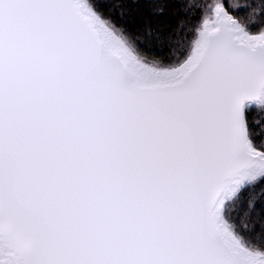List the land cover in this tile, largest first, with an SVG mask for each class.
Listing matches in <instances>:
<instances>
[{
	"label": "snow or ice",
	"instance_id": "1",
	"mask_svg": "<svg viewBox=\"0 0 264 264\" xmlns=\"http://www.w3.org/2000/svg\"><path fill=\"white\" fill-rule=\"evenodd\" d=\"M98 3L0 0V264H264V23L149 63Z\"/></svg>",
	"mask_w": 264,
	"mask_h": 264
},
{
	"label": "trees",
	"instance_id": "2",
	"mask_svg": "<svg viewBox=\"0 0 264 264\" xmlns=\"http://www.w3.org/2000/svg\"><path fill=\"white\" fill-rule=\"evenodd\" d=\"M205 0H139L138 3H121V0H99L98 10L117 24L124 27L133 36L143 35L145 25H150L153 36L145 37L144 42L139 44L143 57L153 62L167 61L174 55L170 51L171 43H158L155 35L158 33L161 38L181 35V38L190 37L198 26L199 19L203 15L201 5ZM260 0H224L223 5L229 14L237 18L243 25L252 32H256L259 25L264 23L258 12ZM183 5V7H182ZM195 5L192 8L190 6ZM249 5H256L254 10ZM163 8L162 14H154V9ZM120 13H124L120 15ZM178 55V53H175ZM261 118V114H256ZM251 119V114H250ZM264 123V119H262ZM258 125H253V130H258ZM264 185H258L257 190ZM246 192L241 200L240 206L234 213L237 223L247 206ZM256 212L264 213V197L256 203Z\"/></svg>",
	"mask_w": 264,
	"mask_h": 264
},
{
	"label": "rangeland",
	"instance_id": "3",
	"mask_svg": "<svg viewBox=\"0 0 264 264\" xmlns=\"http://www.w3.org/2000/svg\"><path fill=\"white\" fill-rule=\"evenodd\" d=\"M224 0H213V3H216V2H220V3H223ZM240 22V21H239ZM241 23V22H240ZM242 24V23H241ZM243 25V24H242ZM144 59H146L149 63H156V62H153L151 60H148L147 58L143 57Z\"/></svg>",
	"mask_w": 264,
	"mask_h": 264
}]
</instances>
